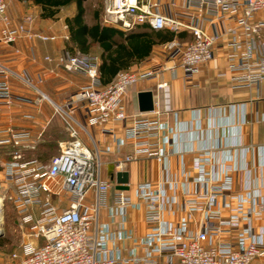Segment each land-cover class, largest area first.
<instances>
[{
  "label": "built area",
  "instance_id": "obj_1",
  "mask_svg": "<svg viewBox=\"0 0 264 264\" xmlns=\"http://www.w3.org/2000/svg\"><path fill=\"white\" fill-rule=\"evenodd\" d=\"M100 1L103 25L121 31L139 25L174 33L186 29L191 35L182 44L168 42L172 64L119 70L102 88H98L96 64L87 54L63 51L56 56V63L65 72L79 73L87 79L65 105L85 103L87 123L108 132L113 124L125 121L122 98L131 86L158 70L174 68V57H178L177 66L190 74L212 58L213 46L221 34L206 32L192 22L183 23L159 12L155 1ZM184 4L193 6L197 16L210 8L226 13L237 4L242 6L241 15L235 19L241 38L235 35V28L227 30L230 51L226 56L232 69L239 71L233 77L236 86L259 88L264 83V24L262 20H252V15L264 11V0H184ZM5 8L6 0H0L1 43L12 44L22 38L55 39L54 35L32 29L31 14L22 15L12 24ZM44 59L50 60L48 56ZM0 76V101L8 108L12 103L8 78L19 76L2 65ZM22 80L33 88L28 80ZM165 85L163 81L158 83L156 90ZM244 107L245 103L210 108L212 124L208 119L207 126L220 129L221 133L204 146L193 148L190 144L184 148L178 140L185 131L193 127V140L200 137L197 113L187 124L178 122L172 113L173 122L169 125L161 120L168 111L160 110L158 101L153 100L152 110L132 116L124 138L113 141L116 150L124 140L131 143V150L114 164V169L123 171L126 163L144 156L158 165L160 179L153 184H136L131 195L115 190L110 204L104 200L111 186L101 177L99 153L94 145L89 149L79 139L70 112L59 110L68 139L57 144L56 155L44 164L26 158L25 152L33 143H21L23 130H0L4 157L0 160V225L5 201L14 208L19 228H25L18 252H12L5 264H255L264 259V227L256 232L251 227L252 219L264 211V168L259 177L254 169L247 168L248 147L229 140L224 133L237 111L239 124L245 123ZM263 119L261 115L259 120ZM103 151L108 153L110 148ZM172 155L176 157L175 171L169 162ZM236 173L242 175L237 186ZM220 209L225 210V216ZM130 210L142 212L146 231L140 237L126 227V213ZM101 211L105 213L104 221L100 219ZM113 224L115 228L111 227ZM127 241L131 248L122 245Z\"/></svg>",
  "mask_w": 264,
  "mask_h": 264
},
{
  "label": "crops",
  "instance_id": "obj_2",
  "mask_svg": "<svg viewBox=\"0 0 264 264\" xmlns=\"http://www.w3.org/2000/svg\"><path fill=\"white\" fill-rule=\"evenodd\" d=\"M157 2V10L169 14L183 23H194L206 32H217L221 36L213 46L212 58L200 65L190 74L184 73L178 66V57H174L175 67L171 70H158L153 76L138 81L131 86L122 98V105L126 119L122 123L113 124L110 131H101L99 128L90 126L86 121L85 103L66 106L65 104L74 96L78 87L86 84V77L79 73L65 72L55 61L63 51L70 52L68 30L65 18L72 16L75 10L73 2L59 6L52 18L39 16V7L30 0H6L5 14L12 22L16 23L24 14L33 17L32 29L44 35H54V40L41 41L38 39H19L12 44L0 42V65L16 73L19 77H9V95L11 105L5 108L0 101V130L7 127L13 130H23L25 136L21 138L22 144L33 143L31 149L25 152L26 158L35 159L39 163H46L39 157H52L57 153V144L68 139L61 109L69 113L78 130V137L83 144L99 153L101 165V177L110 183V190L105 194L107 204L112 201V193L115 191L114 164L131 150L129 140H124L123 145L116 150L113 145L115 139L124 138V129L129 125L132 116L142 114L137 109V94L139 92H151L152 101H158L160 110L168 111L161 120L172 124V113L176 114V120L187 124L192 122L195 112L199 117L200 137L194 139L193 127L179 136L182 147L187 148L191 144L193 148H199L217 137L220 129L208 125V110L222 108L228 105L245 103L243 125L239 124V112L229 119V127L224 133L229 140L240 141L242 147H248L245 154L247 168L254 169L259 177L260 170L264 168V83L259 88L245 89L235 85L233 77L239 71L233 70L231 62L227 59L228 45L227 30L235 28V35L241 38V31L235 25V19L242 12V6L237 4L226 13L214 9L205 10L200 16L196 15L193 6L186 7L184 0H150ZM173 3V6L171 5ZM84 21L92 22L90 8L86 7ZM262 20L264 24V11L253 14L252 20ZM178 36H173L170 41L184 43L191 39L190 32L186 29L177 31ZM264 37V25L262 30ZM166 41L154 46L148 56L139 62L132 63L128 69L157 68L159 65H170L169 53L171 48ZM68 45V46H67ZM73 51H78L74 47ZM72 51V52H73ZM96 54V52H91ZM48 56L50 60H45ZM29 81L33 88L29 87L24 80ZM1 81V76H0ZM165 83V87L157 91L158 83ZM102 88L107 83H101ZM149 116V115H148ZM217 118H213L217 122ZM210 123L211 120L209 119ZM212 124V123H211ZM210 124V125H211ZM215 124V123H214ZM79 126V128H78ZM74 127V126H73ZM82 128L83 130H81ZM192 142V143H189ZM109 147L110 151L103 150ZM3 149V148H2ZM240 147L236 148L239 151ZM170 167L176 170V157L170 156ZM123 171L127 172V194H132L133 187L142 182L156 183L160 179L158 165L149 158L139 156L136 160L125 164ZM242 180V175L236 173L234 182L236 186ZM264 194V190H262ZM222 216L225 210L220 209ZM126 227L136 237L142 236L146 231V225L140 210H130L126 213ZM100 219L106 220L104 211L100 212ZM115 228L114 224L111 226ZM251 227L257 231L264 227V211L258 218L252 219ZM128 249L131 242H123ZM255 264H264V259L255 261Z\"/></svg>",
  "mask_w": 264,
  "mask_h": 264
},
{
  "label": "trees",
  "instance_id": "obj_3",
  "mask_svg": "<svg viewBox=\"0 0 264 264\" xmlns=\"http://www.w3.org/2000/svg\"><path fill=\"white\" fill-rule=\"evenodd\" d=\"M39 7V16L52 18L59 6L73 2L75 10L72 16L65 18L70 47L87 54L96 64L101 83H109L119 70L128 69L132 63L148 56L152 48L170 41L174 33L167 29L153 30L147 25H139L127 31L100 23V7L90 9L91 20L87 24L83 17L88 4L84 0H30ZM89 8V7H88ZM96 52V54L91 52ZM74 52V51H73ZM47 160L48 157H39Z\"/></svg>",
  "mask_w": 264,
  "mask_h": 264
},
{
  "label": "rangeland",
  "instance_id": "obj_4",
  "mask_svg": "<svg viewBox=\"0 0 264 264\" xmlns=\"http://www.w3.org/2000/svg\"><path fill=\"white\" fill-rule=\"evenodd\" d=\"M90 9L99 8V0H84ZM0 150V160L4 159ZM61 207L58 208V211ZM25 228H19V218L9 202H3L0 225V264L8 261L12 252H18L19 243L25 239Z\"/></svg>",
  "mask_w": 264,
  "mask_h": 264
},
{
  "label": "water",
  "instance_id": "obj_5",
  "mask_svg": "<svg viewBox=\"0 0 264 264\" xmlns=\"http://www.w3.org/2000/svg\"><path fill=\"white\" fill-rule=\"evenodd\" d=\"M137 109L140 113H146L152 110L151 92H139L137 94ZM115 190H126L127 172L120 171L115 173Z\"/></svg>",
  "mask_w": 264,
  "mask_h": 264
}]
</instances>
